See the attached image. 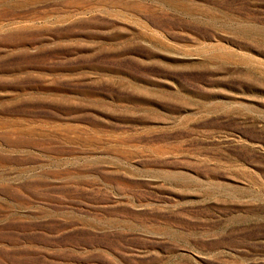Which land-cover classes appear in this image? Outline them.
<instances>
[{"label": "rangeland", "instance_id": "1", "mask_svg": "<svg viewBox=\"0 0 264 264\" xmlns=\"http://www.w3.org/2000/svg\"><path fill=\"white\" fill-rule=\"evenodd\" d=\"M0 264H264V0H0Z\"/></svg>", "mask_w": 264, "mask_h": 264}]
</instances>
